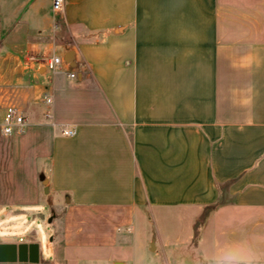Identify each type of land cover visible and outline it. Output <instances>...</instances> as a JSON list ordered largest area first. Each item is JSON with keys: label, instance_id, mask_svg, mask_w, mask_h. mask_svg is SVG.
Returning <instances> with one entry per match:
<instances>
[{"label": "crops", "instance_id": "1", "mask_svg": "<svg viewBox=\"0 0 264 264\" xmlns=\"http://www.w3.org/2000/svg\"><path fill=\"white\" fill-rule=\"evenodd\" d=\"M69 51L62 70L29 61ZM8 104L27 123L0 133L11 146L0 225L67 200L53 259L41 231L2 233L0 249L37 242L41 262L83 264L79 251L131 247L134 260L136 222L183 208L178 243L161 233L138 264L176 253L175 264H264V0H63L59 13L52 0H0V114Z\"/></svg>", "mask_w": 264, "mask_h": 264}, {"label": "rangeland", "instance_id": "2", "mask_svg": "<svg viewBox=\"0 0 264 264\" xmlns=\"http://www.w3.org/2000/svg\"><path fill=\"white\" fill-rule=\"evenodd\" d=\"M10 148V141L0 134V203H6L10 198ZM45 185L46 182L44 184L40 183L42 198L46 196V193L42 191ZM66 200L67 197L62 195L55 196L52 204L44 203L40 205L41 213H27L21 218L10 220L5 226L0 225V234L4 233L16 240L20 236L22 239L28 240L32 236V230L41 231L42 257L45 260L53 259L55 254L50 239L53 232L51 233L50 231L54 230L55 226L61 220L59 216H53L54 210L60 213L61 209L65 206ZM191 213L192 210L183 208H171L162 211L152 210L145 215L143 220L137 221L134 226V241L132 243V247L136 249L134 260L131 257L132 254L129 252L131 247H129L128 252H118L115 249L110 251L101 248H90L87 249V252L79 251L77 254L82 257L81 263L83 264L89 263L88 261H84V258L92 256L100 258L99 261L93 260V263L99 262L98 264H109L107 259L110 257H122L126 259V264L150 262L151 259L148 256L151 254L154 255V253L148 251L149 245L151 244L150 249L152 251L155 250L156 246L160 247L164 243L162 237L159 236L161 233L172 236L165 238V240L168 239L171 242L169 245H173V241H177L174 243L177 244L179 238L174 235L175 233L178 235L181 229L184 231L187 230L189 222L183 216L186 215V217L190 218L192 217ZM49 218H52V220L48 221ZM173 257L171 264H175L176 258L178 259V253L173 254ZM162 261L164 262V258H162ZM57 262H62V258L59 255L57 256ZM69 264H76V261L74 259L70 260Z\"/></svg>", "mask_w": 264, "mask_h": 264}, {"label": "built area", "instance_id": "3", "mask_svg": "<svg viewBox=\"0 0 264 264\" xmlns=\"http://www.w3.org/2000/svg\"><path fill=\"white\" fill-rule=\"evenodd\" d=\"M63 0H52V11L55 13L62 12ZM29 61H34L36 64L42 65L44 68L50 71L62 70L65 60L58 55L45 56L40 59H35L34 56H29ZM66 75L70 78L76 76L72 71H66ZM44 101L50 102V98L44 95ZM46 116L49 113H45ZM27 120L22 110L14 104H8L0 114V133L4 136H10L13 134H20L25 130ZM62 133L66 135L74 134V130L70 128H64ZM21 239V238H20Z\"/></svg>", "mask_w": 264, "mask_h": 264}, {"label": "water", "instance_id": "4", "mask_svg": "<svg viewBox=\"0 0 264 264\" xmlns=\"http://www.w3.org/2000/svg\"><path fill=\"white\" fill-rule=\"evenodd\" d=\"M72 57L73 53L69 51L64 56V60L70 63ZM44 182L46 181L44 180ZM50 220L51 218L48 221ZM2 247L3 245H0V248ZM39 252L40 248L37 242L11 244L7 251L0 249V264H47L40 261Z\"/></svg>", "mask_w": 264, "mask_h": 264}]
</instances>
